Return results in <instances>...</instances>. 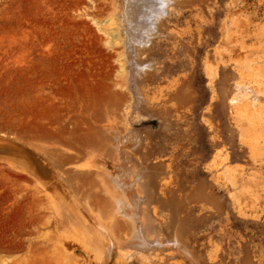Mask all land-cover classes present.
Listing matches in <instances>:
<instances>
[{"label": "rangeland", "instance_id": "1", "mask_svg": "<svg viewBox=\"0 0 264 264\" xmlns=\"http://www.w3.org/2000/svg\"><path fill=\"white\" fill-rule=\"evenodd\" d=\"M77 3L81 9L90 5L89 0H0V264L91 262L84 255L87 235L80 226L76 230L69 226L67 217L74 204L83 210L85 201L98 194V185L91 180L97 170H111L100 148L116 146L128 128L139 135L147 132L150 145L157 143L152 146L181 148L184 172L191 171L195 160L198 179L216 180L224 212L194 222V239L200 248L206 247L204 256L210 257L222 239L228 254L246 249L264 264V103L229 114L217 99L222 86H229L234 69L251 83L264 85V0H215L203 12L188 6L172 25L177 37L156 39L147 95H156L179 68L189 74L194 92L192 113L168 123L161 121L150 102L140 103L137 111H145L141 112L145 117L132 122L135 111L121 70L125 62L121 46L104 45L100 39L105 36L91 18L76 12ZM224 157L227 172L215 173L214 163ZM87 165L92 166L90 171ZM88 172L92 178L84 181L81 173ZM223 172L228 179L219 178ZM36 187L50 193L51 199L56 196L48 210L50 220L40 223L37 213L32 214L35 208L31 205L29 210L23 199L24 192ZM58 220L65 226L57 225ZM28 231L39 235L40 245L30 252L17 250ZM43 238L77 243L79 250L45 248ZM31 252L37 253L32 257ZM116 260L117 256L109 264Z\"/></svg>", "mask_w": 264, "mask_h": 264}, {"label": "bare ground", "instance_id": "2", "mask_svg": "<svg viewBox=\"0 0 264 264\" xmlns=\"http://www.w3.org/2000/svg\"><path fill=\"white\" fill-rule=\"evenodd\" d=\"M89 1L90 5L87 4L89 5L88 9H86V6L85 9H81V5L78 6L79 4L77 3L76 12H80L81 17L91 18V21L99 27L100 33L105 36V39H100L104 45L110 47L121 46L120 56L125 61L121 70L125 71L124 79L132 97L131 108L135 111L132 122H139L141 118L145 117L141 114V112L145 111H137L138 106L143 102H150L152 110L156 111L155 114L164 123L170 122L174 117L180 120L182 115L188 116L192 113L195 104L193 100L194 92L189 74L181 72V68L174 72L176 75L174 79L171 78L172 80L162 86L158 93L155 91L156 95L152 96L150 92L148 97L147 93L151 89H149L150 77L155 70V62L151 59V52L156 39H162L161 37L163 36H169V39L177 37V34L172 30V25L174 27V23L185 8L196 6L198 10L202 11L203 9H209L215 0ZM199 18L201 19V17ZM240 24L238 27L241 26ZM191 32L189 35H191ZM234 70L231 74L229 86H226L227 89L222 86L219 90L220 96L217 99L221 100L223 108L229 114L234 109L245 108L246 106L258 108L261 102L264 103V85L259 87L257 84L251 83L252 81L250 82L249 79L235 73ZM209 75H212V73ZM151 96L152 99L150 100ZM172 124L171 127H174ZM164 128L166 129V127ZM146 134L139 135L134 129L128 128L125 132L122 131L121 135L123 136L119 137L118 142L116 141V146L110 147L107 145V148H100L103 151V160H110L111 170L105 168L102 171L97 170L96 178L91 180L98 185V194L93 199L85 201L83 210H80L81 207L78 208L75 204L72 208L73 210L71 209L72 206H68L72 210L71 214L73 213V216L71 214L69 216L72 218L68 215L64 216H68L67 224L75 230L77 226H80L88 237L89 244L88 242L85 243L87 247H84V255L88 262L91 260L89 264H109L115 256H117L116 264H263L260 259L256 260L250 254L251 252L249 253L246 249L238 248L236 253L228 254L225 244L221 242L223 241L222 239L219 244L217 243L218 245L214 252H211L210 257L206 258L204 256L202 249L206 250V247L202 248L204 245H201L202 247L200 248L194 239V222H198L201 216L205 220L207 215L224 212L223 201L220 200L221 197L216 192L217 182L214 178H209L208 181L198 179L194 173L195 167L193 163L195 160H192L190 164L191 171L184 172V169H182L181 148L177 146H152L157 143L153 142L150 145L151 137ZM114 144L116 143L114 142ZM188 150H190L189 147ZM182 152L186 153V150H182ZM224 159L221 163H214L216 165L214 168L215 173L220 172L222 169L227 172L229 163L227 158L224 157ZM201 163L203 164V162ZM85 169L90 171L92 166L87 165ZM225 172L219 175V178L228 179ZM81 176L84 181L92 178V174L89 172L81 173ZM207 177L206 179H208ZM39 187H36L33 191L30 190L31 192L28 193L24 192L25 195L23 196V199L26 200L25 203L27 202L26 204L29 205V208H27L31 210L30 206L32 205L35 208L32 210V214L34 212L37 213L40 219H38V222L36 220L35 223L50 220L48 210L53 203L52 201H55L54 198H56V196L52 195L54 198L51 199V194L49 193V195L47 192L42 191L43 189H40L42 186ZM67 209L71 211L69 208ZM197 211L200 216L193 215ZM63 218L61 219L60 217L62 221H65ZM61 220H58L57 225L60 226V222L64 223L61 226H65V222ZM44 226L46 227V225ZM24 233L23 237L21 235L22 238H20L17 250L26 249V251L30 252L40 245L38 234L36 237L34 236L35 233L30 231ZM222 235L224 236V234ZM71 237L70 239H73V235ZM58 239L60 240V238L56 240ZM44 240L41 244L45 248L67 247L72 252L79 250L77 243L68 244L67 242L65 244L64 240H62L64 242H53L52 239ZM43 246L41 247L43 248ZM29 252H26V255H30ZM37 252H39V249ZM34 254L31 252V256H34ZM64 254L66 255V253Z\"/></svg>", "mask_w": 264, "mask_h": 264}]
</instances>
